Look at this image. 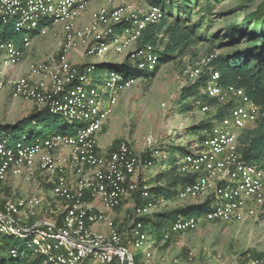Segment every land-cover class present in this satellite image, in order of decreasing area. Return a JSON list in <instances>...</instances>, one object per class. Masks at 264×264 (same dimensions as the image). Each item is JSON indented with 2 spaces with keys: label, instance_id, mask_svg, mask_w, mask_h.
<instances>
[{
  "label": "built area",
  "instance_id": "obj_1",
  "mask_svg": "<svg viewBox=\"0 0 264 264\" xmlns=\"http://www.w3.org/2000/svg\"><path fill=\"white\" fill-rule=\"evenodd\" d=\"M105 1L0 0V25L11 24L20 35L19 43L0 38V93L10 86L14 97L80 122L76 137L73 132L35 140L27 135L0 137V186L10 177L24 175L36 181L37 174L44 175L52 197L59 202L49 222L33 220L43 195L0 204V233L29 241L33 259L38 258L29 264H151L156 240L144 230L142 218L155 213V204L135 205L124 226L116 223L113 213L129 193L140 190L141 197H149L148 185L138 181L137 174L142 165L150 168L154 161L142 159L128 140L110 153L101 151L98 143L120 95L137 78L110 71L100 84L93 60L110 51L126 52L137 69L156 71L159 54L141 38L149 24L162 20L165 11L157 5L138 10L124 4H101L88 23L77 25L91 4ZM45 21L51 24L42 26ZM57 23L64 33L58 52L30 63L25 74L13 76L11 72L24 61L34 38ZM71 52L81 60L72 61ZM213 57L207 56L208 63L194 67L190 77L195 81L207 66L210 78L204 92L221 104L231 103V108L214 124L204 147L178 161L180 172L195 175L179 189L178 199L214 200V204L198 217L178 215L172 233L192 231L201 220L242 222L264 209V168L245 163L238 151L240 132L257 120L260 107L243 88L221 84L220 71L209 66ZM202 110H209V105ZM133 246L142 250L140 255L132 252ZM11 253L15 255L16 249ZM250 264H264V258Z\"/></svg>",
  "mask_w": 264,
  "mask_h": 264
},
{
  "label": "rangeland",
  "instance_id": "obj_2",
  "mask_svg": "<svg viewBox=\"0 0 264 264\" xmlns=\"http://www.w3.org/2000/svg\"><path fill=\"white\" fill-rule=\"evenodd\" d=\"M114 2L115 5H130L138 10H145L148 7L145 0H115ZM96 3L86 9L83 14L85 18L82 16L84 21H81L82 17L78 19V26L90 21L92 6L98 5V2ZM99 3L102 4V2ZM261 3H264V0H254L253 2L224 0L218 3L208 14L209 20H211L209 33L214 34L216 31H223L224 27L231 23L242 22L243 18ZM109 6L111 7V5ZM176 12L175 9L174 15ZM196 15L194 12L192 13L193 23L197 20ZM222 34L223 32L219 35ZM63 36L61 23H57L46 34L36 36L24 61L17 65L11 74L13 76L25 74L30 63L56 54ZM12 40H16V37ZM210 44L215 45L213 48L215 54H224L243 49L246 43L244 41L235 46H221L219 40L201 42L192 47L190 54L179 58L178 61L161 64L152 77L137 78L134 86L120 95L117 105L98 135L100 150L105 153L112 152L120 142L128 140L142 159L150 157L154 161L150 168H145L143 165L139 168L137 180L142 181L143 184L148 186L154 184L156 171L161 168L165 155L173 145L182 147L177 153L179 160L187 153L197 152L204 147L205 139H197L196 136L186 131L187 128L202 121H211L213 124L220 123V120H213V117L221 103L210 105L206 101H196L191 98L186 103L192 102L193 110L181 111V90L195 82L190 77L192 69L203 65V61L208 63L205 45ZM79 56L73 52L69 54L70 58ZM109 57H112V60L123 61L127 57V53L117 54L110 51L95 61H105ZM98 75L101 84L109 76V72H100ZM205 104L209 105V110L203 111L202 106ZM37 109L39 108L34 102L14 97L10 86L0 93V123L3 125L15 123ZM79 125V121L66 118V122L59 130L71 131L74 126ZM78 128L72 130L75 137L78 134ZM1 134H3V130H0ZM67 154L68 151H65L64 155ZM37 179L36 181L29 180L24 175L8 178L0 186V204L9 199L16 200L43 195V204L33 220L51 221L54 217L52 210L59 202L55 201L51 195V185L47 177L37 174ZM202 201L203 199L160 200L155 204L152 220L145 222L144 230L150 234L152 224L156 219L154 215L157 213ZM136 202V195L129 193L123 199L120 207L114 211L113 217L119 226L128 225ZM213 204L214 200H206L207 208L212 207ZM131 250L135 255H140L142 252L141 249L134 246L131 247ZM152 250L151 264H250L252 260H257L258 254H260V259L264 258V209H261L256 217L248 218L242 222L201 220L198 227L192 231L173 233L164 240H156ZM11 260L12 257L9 256L7 264H12ZM143 261L144 258L139 256V262ZM31 262L32 260L29 261L26 257L15 264Z\"/></svg>",
  "mask_w": 264,
  "mask_h": 264
},
{
  "label": "trees",
  "instance_id": "obj_3",
  "mask_svg": "<svg viewBox=\"0 0 264 264\" xmlns=\"http://www.w3.org/2000/svg\"><path fill=\"white\" fill-rule=\"evenodd\" d=\"M224 0H145L148 6H161L164 17L157 24H149L142 34V42L155 46L159 54V69L161 64L178 61L179 58L190 54L192 47L201 42H214L219 40L221 46H235L245 41V47L240 50L215 54V45H205L206 55L214 57L209 66L219 70L221 73L220 82L223 86L235 85L243 88L249 97L260 107L257 120L251 127L241 130L238 138V151L247 164L256 165L264 168V3H261L254 11L249 12L240 23H231L224 27L223 31H216L210 34L211 20L208 14L220 2ZM253 2L254 0H246ZM177 10L174 15V10ZM197 14V20H192V13ZM51 24L45 21L42 26ZM118 27H120L118 25ZM222 35H219L222 33ZM19 43L20 35L16 33L12 25L4 28L0 25L1 39H14ZM96 74L100 72L116 71L125 73L135 78L152 77L153 73H146L137 69L130 58L120 62L101 61L95 64ZM203 72L189 86L181 90V111L193 110L194 105L186 103L188 99L203 100L210 105H217L219 102L209 97L204 91L208 84L210 73L207 66ZM230 104H219L213 120H221L230 111ZM66 122V117L60 114H53L46 109H37L30 115L12 124H1L2 136L17 138L27 135L31 140L46 138L55 133H71L78 126H74L71 131L59 128ZM214 124L211 121H202L186 129L188 133L205 139L211 132ZM30 127V130H28ZM28 131V132H27ZM182 149L181 146H172L165 155L160 169L154 176V184L148 186L149 197H141V191H137L136 205L147 203L156 204L160 200L173 201L178 199V191L181 187L194 180L195 175L182 173L178 169L177 153ZM147 185V184H146ZM120 207V206H119ZM206 200L200 203L187 204L183 207L167 209L162 213L154 215L156 218L152 224L150 235L155 240H164L166 235L171 232L172 224L178 215L201 216L206 209ZM153 216V215H151ZM151 216L143 217L144 222L151 221ZM12 249H16V254H12ZM12 257L11 263L27 259L32 262V247L27 239H21L7 234L0 233V264H7L8 257ZM260 259V254L257 255Z\"/></svg>",
  "mask_w": 264,
  "mask_h": 264
},
{
  "label": "crops",
  "instance_id": "obj_4",
  "mask_svg": "<svg viewBox=\"0 0 264 264\" xmlns=\"http://www.w3.org/2000/svg\"><path fill=\"white\" fill-rule=\"evenodd\" d=\"M115 0H107V1H105V2H102V4H105V5H111V6H113V5H115V2H114ZM97 4V3H96ZM99 4H101V3H99L98 2V5H93L92 6V13L94 12V10L99 6ZM84 18H85V16H83ZM82 17V19H81V21H84V18ZM73 53H75V52H73ZM77 56H79L77 53H75ZM72 61H75V62H77V61H79V60H81V57L79 56L78 58H74V57H72V58H70ZM93 61H95V60H93ZM105 61H113V62H120V60H117V59H115V60H112V57H109L108 59H105ZM95 62H97V61H95ZM99 62V61H98ZM15 69H13V71H14Z\"/></svg>",
  "mask_w": 264,
  "mask_h": 264
}]
</instances>
